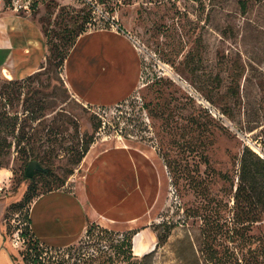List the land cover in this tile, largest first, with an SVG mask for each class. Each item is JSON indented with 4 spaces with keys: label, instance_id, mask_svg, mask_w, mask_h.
I'll list each match as a JSON object with an SVG mask.
<instances>
[{
    "label": "rangeland",
    "instance_id": "obj_1",
    "mask_svg": "<svg viewBox=\"0 0 264 264\" xmlns=\"http://www.w3.org/2000/svg\"><path fill=\"white\" fill-rule=\"evenodd\" d=\"M99 1L143 57L141 83L127 101L92 108L66 84L62 58L77 35L95 28L79 0H45L22 14L46 34L47 60L23 79L0 74V221L17 258L31 264L30 251L39 264H110L112 238L128 227L106 235L91 219L79 242L59 249L29 234L19 246L13 240L28 230L31 197L77 187L88 158L123 143L148 152L160 171L161 196L144 221L163 234L172 229L154 264H214L199 252L207 228L218 264H264V215L247 226L234 218L243 151L261 156L258 146L264 155V0ZM33 160L50 170L28 177Z\"/></svg>",
    "mask_w": 264,
    "mask_h": 264
},
{
    "label": "crops",
    "instance_id": "obj_2",
    "mask_svg": "<svg viewBox=\"0 0 264 264\" xmlns=\"http://www.w3.org/2000/svg\"><path fill=\"white\" fill-rule=\"evenodd\" d=\"M48 53L47 36L32 16L14 11L0 14V74L12 79L35 74ZM142 74L143 57L124 29L83 32L64 61L69 90L87 106L114 107L127 101L139 88ZM161 192V175L152 156L139 147L117 143L87 159L77 187L64 185L37 196L30 209V226L43 244L65 248L79 242L91 219L106 228L122 225L136 230L134 252L142 256L159 242L144 220ZM0 264H23L1 221Z\"/></svg>",
    "mask_w": 264,
    "mask_h": 264
},
{
    "label": "trees",
    "instance_id": "obj_3",
    "mask_svg": "<svg viewBox=\"0 0 264 264\" xmlns=\"http://www.w3.org/2000/svg\"><path fill=\"white\" fill-rule=\"evenodd\" d=\"M194 1L202 2L203 0H194ZM243 8H246V1H243ZM78 36L79 35H77L76 38ZM73 43L71 44L70 49ZM69 51L67 52L65 57L62 58L63 64H64L65 59L68 56ZM91 107L98 108L96 106H91ZM100 108L106 109L110 107L100 106ZM9 128L12 130L11 132H14L16 130V126L14 125H12ZM0 150H1V145H0ZM88 150H89V144L86 145L83 153L86 154ZM49 170L50 169H48L47 171H40V173H47ZM50 190H53V189H50ZM35 198L36 197L33 196L29 199V201H34ZM234 200H235L234 218L237 223L247 226L252 223L258 222L259 220L262 219L264 215V158L261 157L260 155H257L249 147H246L244 149L242 157H241L239 182L236 186ZM206 222L208 223L207 220ZM208 224H207V227H208ZM27 225H28L27 232L26 233L20 232L23 237H26V235L29 234L31 237L34 238V242L38 243L39 245L45 246L46 248H49V249H59V248L49 247L43 244L33 234L31 226H30V210L27 213ZM88 227H89V224H88ZM92 227L94 228L96 226L93 225ZM99 229L102 231V233H106V235H111V231L109 228L99 226ZM171 229H172L171 226L166 227L165 229L166 234H163L158 230L157 227L155 228V232L157 233V236L159 239L157 248H159L162 244L167 242ZM222 231L223 230H220L218 232H222ZM135 234H136V230L131 229L130 231H128L127 233H124L123 235L118 234L117 237L112 238V243L110 244V247L113 248L114 255L109 256L108 260L110 261V264H115L116 262L125 263V264H154V258L157 253V248L148 253H145L142 256L136 255L134 252V243H133V238ZM203 236H204L203 246L201 250L199 251L198 249V251L202 252V254L205 255L206 261L213 262L214 264H218L219 258L217 254L213 251V247L211 243L212 236H213V230L208 229V228L205 229L203 231ZM214 240L215 238H213V241ZM71 246H68V247H71ZM190 246L192 250L194 251L195 249L193 247V243H190ZM37 258H38L37 255L34 254V256H31L30 251L27 252L26 259L31 264H39V262L37 261L38 260ZM196 263L200 264L201 263L200 259H196ZM75 264H78V263H75Z\"/></svg>",
    "mask_w": 264,
    "mask_h": 264
},
{
    "label": "built area",
    "instance_id": "obj_4",
    "mask_svg": "<svg viewBox=\"0 0 264 264\" xmlns=\"http://www.w3.org/2000/svg\"><path fill=\"white\" fill-rule=\"evenodd\" d=\"M45 0H0V13H5L7 11H14L21 14H30L34 12L39 4ZM89 7L91 12L90 24H94L95 28H115L122 29L119 20L115 17L109 15L108 12L104 10V7L99 0H79ZM136 44L137 41L135 40ZM210 111L219 118H224L225 115L215 108L212 109L208 106ZM99 109H102L98 107ZM105 110V109H103ZM99 114V113H98ZM264 158V155L261 154ZM13 243L15 246L25 243L24 237L21 233L17 232L14 235Z\"/></svg>",
    "mask_w": 264,
    "mask_h": 264
},
{
    "label": "water",
    "instance_id": "obj_5",
    "mask_svg": "<svg viewBox=\"0 0 264 264\" xmlns=\"http://www.w3.org/2000/svg\"><path fill=\"white\" fill-rule=\"evenodd\" d=\"M48 169L43 167V165L38 160L31 161L26 169V175L28 177H33L35 174V171H47Z\"/></svg>",
    "mask_w": 264,
    "mask_h": 264
},
{
    "label": "bare ground",
    "instance_id": "obj_6",
    "mask_svg": "<svg viewBox=\"0 0 264 264\" xmlns=\"http://www.w3.org/2000/svg\"><path fill=\"white\" fill-rule=\"evenodd\" d=\"M7 77H8V78H11V75H8ZM255 150H256L257 152H259L260 154H262V153L260 152V150H259V147H258V146L255 148Z\"/></svg>",
    "mask_w": 264,
    "mask_h": 264
}]
</instances>
